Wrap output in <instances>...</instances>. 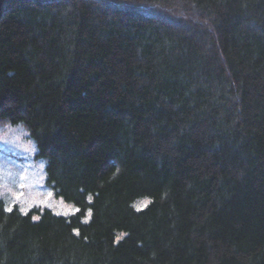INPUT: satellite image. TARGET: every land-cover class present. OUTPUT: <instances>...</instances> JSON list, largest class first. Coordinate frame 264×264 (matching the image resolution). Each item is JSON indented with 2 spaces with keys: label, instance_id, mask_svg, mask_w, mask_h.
I'll use <instances>...</instances> for the list:
<instances>
[{
  "label": "trees",
  "instance_id": "obj_1",
  "mask_svg": "<svg viewBox=\"0 0 264 264\" xmlns=\"http://www.w3.org/2000/svg\"><path fill=\"white\" fill-rule=\"evenodd\" d=\"M9 121L76 211L0 197V264H264V0H0Z\"/></svg>",
  "mask_w": 264,
  "mask_h": 264
},
{
  "label": "rangeland",
  "instance_id": "obj_2",
  "mask_svg": "<svg viewBox=\"0 0 264 264\" xmlns=\"http://www.w3.org/2000/svg\"><path fill=\"white\" fill-rule=\"evenodd\" d=\"M5 122H1L2 126ZM9 134L22 138L27 135L24 128H11ZM8 164H11L17 158L9 151L0 152ZM41 160H36L26 171L18 166L9 168L7 165L0 166V197L4 198L8 206L18 205L23 211L32 207L49 208L53 212L61 215H68L76 211L72 204L65 203L56 198L53 192L45 186L44 183V166L39 164ZM146 201L139 203L143 206Z\"/></svg>",
  "mask_w": 264,
  "mask_h": 264
},
{
  "label": "clouds",
  "instance_id": "obj_3",
  "mask_svg": "<svg viewBox=\"0 0 264 264\" xmlns=\"http://www.w3.org/2000/svg\"><path fill=\"white\" fill-rule=\"evenodd\" d=\"M11 128H24L23 121H18L15 124L12 122H5L0 126V152L9 151L17 158L11 164L0 155V166L7 165L9 168L18 166L20 169L26 171L28 167L35 163L34 156L39 151L36 142L30 138L27 129H25L27 135L22 138H17L9 134L8 130ZM41 166L46 164V161L41 160L39 162Z\"/></svg>",
  "mask_w": 264,
  "mask_h": 264
}]
</instances>
